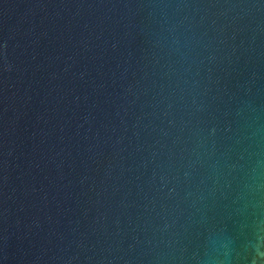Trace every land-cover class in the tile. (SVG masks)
I'll return each mask as SVG.
<instances>
[{"label":"water","instance_id":"water-1","mask_svg":"<svg viewBox=\"0 0 264 264\" xmlns=\"http://www.w3.org/2000/svg\"><path fill=\"white\" fill-rule=\"evenodd\" d=\"M0 264H264V0H0Z\"/></svg>","mask_w":264,"mask_h":264}]
</instances>
